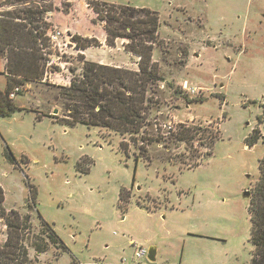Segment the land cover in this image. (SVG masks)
<instances>
[{"label":"rangeland","instance_id":"374dc122","mask_svg":"<svg viewBox=\"0 0 264 264\" xmlns=\"http://www.w3.org/2000/svg\"><path fill=\"white\" fill-rule=\"evenodd\" d=\"M95 1L147 7L158 14L152 61L162 80L150 117L157 131L155 126L147 130L160 140L147 146L148 161H134L137 150L128 137L126 155L118 146L122 137L114 132L67 126L49 117L62 116L59 87L69 85L72 69L80 74L84 60L136 69L138 57L124 50L125 40L106 44L103 22L90 7ZM30 4L45 10L46 33L55 29L61 37L59 48L48 43L45 49L53 63L42 81L27 83L9 97L24 110L0 116L3 205L29 214L35 233L41 230L40 220L46 221L67 248L60 252L49 246L36 254L27 247L31 264H247V207L264 152V139L246 143L254 128L264 137V0ZM84 33L96 42L87 47V57L72 39ZM4 63L1 55L0 90L5 87ZM181 123L207 131L219 128L211 155L203 142L166 139L168 126L175 130ZM83 157L88 160L78 168ZM27 182L36 191L34 206L29 205ZM121 187L129 197L119 208ZM4 240L0 221V245ZM138 246H154L155 260L136 263Z\"/></svg>","mask_w":264,"mask_h":264},{"label":"trees","instance_id":"16d2710c","mask_svg":"<svg viewBox=\"0 0 264 264\" xmlns=\"http://www.w3.org/2000/svg\"><path fill=\"white\" fill-rule=\"evenodd\" d=\"M37 0H0V56L5 59V87L0 90V116H9L17 107L9 94L30 82H41L48 71L50 58L45 52L48 45L44 24L45 10L41 6H32ZM18 6V7H16ZM90 7L99 21L103 22L105 41L114 46L116 39L126 41L124 50L136 57V69H127L92 61H83L79 75L71 70L72 78L68 86L59 87L58 95L63 100L61 117L51 116L67 126L84 124L118 134L119 149L128 155L130 145L137 150L133 159L148 161L147 146L160 139L151 130L157 122H151V112L157 103L156 86L162 80L156 62L152 61L153 45L159 27L156 11L147 7L93 2ZM78 49L96 45L94 38L73 35ZM83 60V57H81ZM40 119V114L36 116ZM262 120H259L261 123ZM159 125V124H158ZM201 130L192 125L178 124L167 131L168 141L183 142L192 145L194 141L203 142L209 147L206 155H211L212 146L219 138V128L210 131ZM128 137L129 142H125ZM262 138V139H261ZM264 137L259 128H254L246 138V143L253 146ZM264 143V140L262 141ZM195 157V155H193ZM6 158L13 162L6 154ZM86 157L76 162L80 164ZM91 162V161H90ZM195 163V162H194ZM258 177L249 197L251 245L250 259L247 264H264V152L257 164ZM88 172V167L82 170ZM29 205L34 206L36 191L27 182ZM128 189L120 188L117 206L129 197ZM4 191L0 185V221L5 227V240L0 245V264H31L27 247L36 254L45 252L49 246L58 247L59 251L67 248L53 228L43 219L41 230L32 229L29 214L22 215L17 210H7L4 205ZM59 252V253H60ZM58 253V254H59Z\"/></svg>","mask_w":264,"mask_h":264},{"label":"built area","instance_id":"2783aa9c","mask_svg":"<svg viewBox=\"0 0 264 264\" xmlns=\"http://www.w3.org/2000/svg\"><path fill=\"white\" fill-rule=\"evenodd\" d=\"M48 37V42L50 47H55L57 46L59 48V44H58V39L61 37V32L58 30H52L50 33L47 34ZM52 62V60L49 59V61L47 62V66H49ZM49 74H51V72H49ZM17 91V88L14 89V92ZM14 92L9 94V97L12 98L14 96ZM168 128H170V126H168ZM147 250L145 248H143L142 246H138L135 251H134V258L136 259V263L139 262L140 259L142 258H146L147 256Z\"/></svg>","mask_w":264,"mask_h":264},{"label":"crops","instance_id":"0c3cea01","mask_svg":"<svg viewBox=\"0 0 264 264\" xmlns=\"http://www.w3.org/2000/svg\"><path fill=\"white\" fill-rule=\"evenodd\" d=\"M50 21H51V19H49ZM52 22V21H51ZM53 24H54V22H52ZM104 36H105V34H104ZM82 37H90V34L89 33H84V34H82ZM105 38V37H104ZM103 41L104 40H101V43H103ZM104 44V43H103ZM88 49L89 48H85V49H77L78 50V52L79 53H82L85 57H87L86 55V52L88 51ZM100 64H102V63H100ZM106 65V64H105ZM107 65H110V64H107ZM112 66V65H111ZM113 66H116V65H113ZM116 67H118V66H116ZM2 91V90H1ZM14 101V103H15V99L13 100ZM15 105H16V103H15ZM17 106V105H16ZM18 107V106H17ZM20 108H22V107H20ZM5 228V227H4ZM150 247H154V246H150ZM155 248V247H154ZM156 249V248H155ZM148 251V250H147ZM157 252V251H156ZM147 257V256H146ZM155 258H156V254H155ZM150 262V261H149Z\"/></svg>","mask_w":264,"mask_h":264},{"label":"water","instance_id":"95a60500","mask_svg":"<svg viewBox=\"0 0 264 264\" xmlns=\"http://www.w3.org/2000/svg\"><path fill=\"white\" fill-rule=\"evenodd\" d=\"M55 112H56V110H54V113ZM244 195L247 196L248 192L245 191ZM155 254H156V249L154 247H149L148 252H147V260L150 262H153L155 260Z\"/></svg>","mask_w":264,"mask_h":264}]
</instances>
